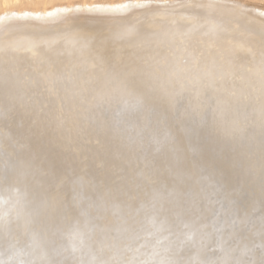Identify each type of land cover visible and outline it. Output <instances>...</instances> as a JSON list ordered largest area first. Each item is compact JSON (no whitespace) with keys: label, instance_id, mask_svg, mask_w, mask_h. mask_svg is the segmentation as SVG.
<instances>
[{"label":"bare ground","instance_id":"6f19581e","mask_svg":"<svg viewBox=\"0 0 264 264\" xmlns=\"http://www.w3.org/2000/svg\"><path fill=\"white\" fill-rule=\"evenodd\" d=\"M153 2L0 15V264L264 251V13Z\"/></svg>","mask_w":264,"mask_h":264},{"label":"rangeland","instance_id":"374dc122","mask_svg":"<svg viewBox=\"0 0 264 264\" xmlns=\"http://www.w3.org/2000/svg\"><path fill=\"white\" fill-rule=\"evenodd\" d=\"M126 1L127 2L129 1V2L126 3ZM137 1H139V2H137ZM173 1L174 0H159V1L158 0H151V2H153L154 4H169V3H171V4H176V5H178V4H186V5H189L187 7L194 6L193 4H188L190 2H193V0H175L174 2ZM213 1H218V2H222V3L230 4V5H237L238 8H240V7H242V8L246 7L247 10H250L251 8H253L255 10L257 9L258 11L260 10L262 13H264V11H263L264 10V0H213ZM4 2H7V3H4ZM114 2H115V5H113ZM134 2H135V5H136L137 3L139 4L140 2H142V0H17V1L0 0V15L7 14V13L13 12V11L18 10V9H29V11H32V10H35V9H40V10H45L46 11V10H50L52 8V6H54V4H59V6H61V7H66L67 5H68V7H76V6L78 7V4L79 3L80 4H87V5L88 4H92V3H96L95 5L96 6H99V7H102L103 6L104 8L105 7H112V8H114V7H119V5L122 6L123 4L124 5H127V4L133 5ZM100 3H101V6H100ZM104 3H106V5H104ZM118 3H120V4H118ZM111 4H112V6H111ZM240 4L242 6H240ZM151 116L152 115H149L147 117L148 118L147 121L150 120ZM246 187H248V185ZM248 189H249V191H253V188L251 186H249ZM244 195L245 196L247 195V193L245 191L243 192V196ZM234 199L236 200V202L238 204L241 202L239 204L240 206H245L242 198L239 199V198H237L235 196ZM260 202H262L261 204L264 203L262 200H260ZM221 206L224 207V210L226 209V207H225L226 206V203L223 202ZM233 209H237V207L235 206V207H233ZM214 212H216L217 215H220L219 216L220 220H218L219 222L217 221V225H220V227H221V222H222V220L224 218L223 217V211H219L218 207H215L214 208ZM259 213H260V211L259 212L258 211H255V214H259ZM226 216L228 217V220H229V217L231 216V214L230 213H227ZM217 225L216 224H213V226L212 225H209V227L212 228V229H215V232L217 231L216 233H218V231L220 230V227H217ZM248 226H249V224L247 225V227ZM216 236H217V234H216ZM253 248H255L254 252H257L258 255L261 254V252H262V246H261V244L255 243L253 245ZM211 251H212V248H210V250L208 249V251L206 253V256L207 257L209 256V254L211 253ZM214 251H216V248H213V252ZM245 257L252 258V255L245 254ZM154 263H155V260H151L150 261V264H154Z\"/></svg>","mask_w":264,"mask_h":264},{"label":"snow or ice","instance_id":"6c2138e0","mask_svg":"<svg viewBox=\"0 0 264 264\" xmlns=\"http://www.w3.org/2000/svg\"><path fill=\"white\" fill-rule=\"evenodd\" d=\"M3 179H7V177H3ZM261 234L264 235V217L261 218V228H260ZM236 264H241L240 261H237ZM246 264H264V251L261 252L259 259L257 260H251L246 262Z\"/></svg>","mask_w":264,"mask_h":264}]
</instances>
